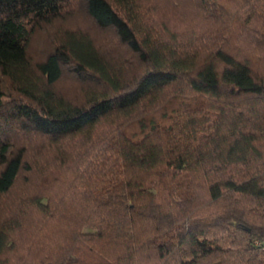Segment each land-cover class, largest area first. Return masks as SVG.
Here are the masks:
<instances>
[{"label": "trees", "instance_id": "16d2710c", "mask_svg": "<svg viewBox=\"0 0 264 264\" xmlns=\"http://www.w3.org/2000/svg\"><path fill=\"white\" fill-rule=\"evenodd\" d=\"M263 240L264 0H0V264Z\"/></svg>", "mask_w": 264, "mask_h": 264}, {"label": "built area", "instance_id": "2783aa9c", "mask_svg": "<svg viewBox=\"0 0 264 264\" xmlns=\"http://www.w3.org/2000/svg\"><path fill=\"white\" fill-rule=\"evenodd\" d=\"M255 243H256V244H260V242H258V241H255Z\"/></svg>", "mask_w": 264, "mask_h": 264}, {"label": "rangeland", "instance_id": "374dc122", "mask_svg": "<svg viewBox=\"0 0 264 264\" xmlns=\"http://www.w3.org/2000/svg\"><path fill=\"white\" fill-rule=\"evenodd\" d=\"M262 245L264 246V240H263V244Z\"/></svg>", "mask_w": 264, "mask_h": 264}]
</instances>
